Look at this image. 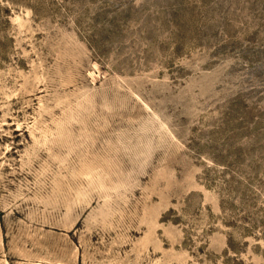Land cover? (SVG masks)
I'll use <instances>...</instances> for the list:
<instances>
[{
    "label": "rangeland",
    "instance_id": "obj_1",
    "mask_svg": "<svg viewBox=\"0 0 264 264\" xmlns=\"http://www.w3.org/2000/svg\"><path fill=\"white\" fill-rule=\"evenodd\" d=\"M0 264H264V0H0Z\"/></svg>",
    "mask_w": 264,
    "mask_h": 264
},
{
    "label": "trees",
    "instance_id": "obj_2",
    "mask_svg": "<svg viewBox=\"0 0 264 264\" xmlns=\"http://www.w3.org/2000/svg\"><path fill=\"white\" fill-rule=\"evenodd\" d=\"M250 219V220H249ZM251 216L249 215V212H247V211H244L243 213H242V215H241V217H240V220H243V221H246V222H244V223H248L247 225L245 224V228H247L248 230L250 229V227H253V222H251ZM234 223H236V219L235 220H233V221H229V224L231 225V226H233V225H235ZM229 245H232V240L229 238Z\"/></svg>",
    "mask_w": 264,
    "mask_h": 264
}]
</instances>
